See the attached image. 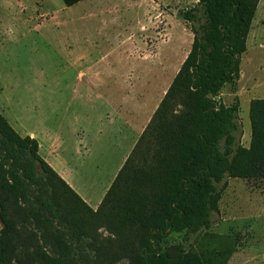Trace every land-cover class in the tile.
Masks as SVG:
<instances>
[{
  "label": "trees",
  "instance_id": "1",
  "mask_svg": "<svg viewBox=\"0 0 264 264\" xmlns=\"http://www.w3.org/2000/svg\"><path fill=\"white\" fill-rule=\"evenodd\" d=\"M259 1L182 14L190 51L96 210L0 113V264H228L240 240L205 232L226 179L264 181V99L249 103L245 147L238 104L218 95L239 78Z\"/></svg>",
  "mask_w": 264,
  "mask_h": 264
},
{
  "label": "rangeland",
  "instance_id": "2",
  "mask_svg": "<svg viewBox=\"0 0 264 264\" xmlns=\"http://www.w3.org/2000/svg\"><path fill=\"white\" fill-rule=\"evenodd\" d=\"M197 1L117 0L112 13L98 0L69 8L43 0V20L27 23L33 10L7 11L0 0V113L20 133L61 138L58 155L71 187L90 207L102 200L189 53L192 23L182 14ZM246 46L239 78L218 95L226 106L238 104L245 147L249 103L264 99V0ZM223 183L205 233L240 240L228 264H264V181Z\"/></svg>",
  "mask_w": 264,
  "mask_h": 264
},
{
  "label": "crops",
  "instance_id": "3",
  "mask_svg": "<svg viewBox=\"0 0 264 264\" xmlns=\"http://www.w3.org/2000/svg\"><path fill=\"white\" fill-rule=\"evenodd\" d=\"M89 1L90 0H85L82 2H89ZM103 1H105V0H98L101 10H102V7L105 6L103 11L112 12V13L118 12V6L116 3L117 0H106V3H104ZM82 2H79L78 4H80ZM43 4H44L43 0H4V7L7 11H12V10L16 11V9H18L20 13L24 14L28 10H31V12L33 10V12L35 13L34 16H32V17L27 16L26 19H25V17L23 18V20L27 21V23L37 22L38 20L39 21L43 20V18H44V14L42 13ZM78 4H76V5H78ZM54 15H51L50 18L53 19ZM55 20L58 21L57 18ZM67 22L68 21L56 22V23L58 25H68L69 23H67ZM85 40H88V37H85ZM144 128L142 129L141 132H143ZM15 131L22 137L30 136L31 138H35L38 141V145H39L38 153H39L40 157L43 160H45L53 168V170L59 175V177H61L70 186H72L70 184L69 171L65 167L64 162L60 159V155H58L59 150L61 149V147L63 145V142L61 141L60 137H58L55 134H52L51 132L45 131V130L41 131L40 134H36L34 132H30L29 134H27V133H20V132H18V130H15ZM126 157L123 159V162L125 161ZM121 165L119 166L118 169H120ZM116 174L114 175V177L116 176ZM114 177H113V179H114ZM112 181H111V183H112ZM109 186L106 188L105 192L107 191ZM105 192H104V194H105ZM104 194H103V196H104ZM100 202H101V200L98 201L95 206H93V207L89 206V207L92 208L93 210H96V208L98 207Z\"/></svg>",
  "mask_w": 264,
  "mask_h": 264
}]
</instances>
